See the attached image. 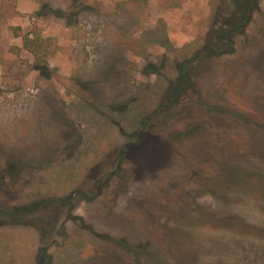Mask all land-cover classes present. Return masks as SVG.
Wrapping results in <instances>:
<instances>
[{"label":"rangeland","instance_id":"rangeland-1","mask_svg":"<svg viewBox=\"0 0 264 264\" xmlns=\"http://www.w3.org/2000/svg\"><path fill=\"white\" fill-rule=\"evenodd\" d=\"M237 3L0 0V264H264V0L197 59Z\"/></svg>","mask_w":264,"mask_h":264},{"label":"trees","instance_id":"trees-1","mask_svg":"<svg viewBox=\"0 0 264 264\" xmlns=\"http://www.w3.org/2000/svg\"><path fill=\"white\" fill-rule=\"evenodd\" d=\"M261 0H238V3L236 4V11L231 15V18H224L221 19L222 27L220 32H215L212 39L209 43L206 44V46L202 49V51L199 53L197 59L201 58H207V57H215L218 55L223 54H231L234 53V36L240 31H244L246 26L252 21L253 13L256 11L257 2ZM44 13H51L54 14L59 19H67L68 15L63 11H55L53 10L48 4L44 5ZM52 38H45L42 35L38 34L31 38V34L24 35L23 37V46L25 49L29 50L35 57V69L38 71H42L43 68L49 66L47 63V60L40 58V53L43 49H48L52 46L53 43ZM225 48V49H223ZM43 52V51H42ZM54 53V52H53ZM192 64V61H186L182 64H180L179 68V76L180 80L177 86L175 87V91L178 96L177 99L169 106H163L162 111L163 113L169 115V113L172 111V108L176 106L179 102V98L181 96V92L184 90L182 88V81L187 80V84L190 83V77H191V71L189 65ZM185 82V81H184ZM181 83V84H180ZM180 84V86H179ZM192 92L196 90V86L193 85L191 88ZM173 96V95H172ZM175 96H173L172 99H174ZM176 98V97H175ZM181 100V99H180ZM157 115V112L154 113V116ZM109 176H107L104 180L100 181V184L97 185V187L103 188L106 184V182L109 181ZM71 200V197H68L66 201ZM1 215H7L6 212L0 211ZM111 243L119 246L124 245L123 241H113L109 239ZM142 247H139L137 249H134L133 252L137 255H143L146 250ZM36 264H53V257L49 255L46 248H41L38 251V257Z\"/></svg>","mask_w":264,"mask_h":264}]
</instances>
